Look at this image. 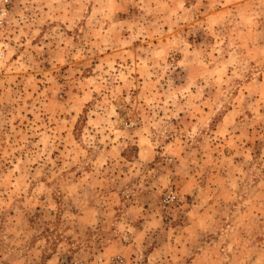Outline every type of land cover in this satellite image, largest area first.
Wrapping results in <instances>:
<instances>
[{
    "label": "rangeland",
    "instance_id": "1",
    "mask_svg": "<svg viewBox=\"0 0 264 264\" xmlns=\"http://www.w3.org/2000/svg\"><path fill=\"white\" fill-rule=\"evenodd\" d=\"M8 7L0 26L9 45L0 55V253H11L9 264H264V15L255 26L226 25L218 39L226 10L205 3L202 34L169 47L180 28L189 33L186 21L156 32L140 10L131 18L114 12V23L142 24L147 34L128 43L131 32L105 25L85 36L83 58L73 59L79 32L56 31L54 19L51 31L45 25L17 45L12 21L20 8L17 0ZM236 7L245 15L249 2ZM118 41L132 57L127 65L155 49L165 63L186 65L176 68L184 79L152 77L150 86L134 73L142 85L134 95L158 92L161 125L145 120L153 115L146 106L117 109L121 147L113 134L84 164L77 153H88V126L103 116L88 111L85 119L77 109L66 117L64 108L105 61L125 64Z\"/></svg>",
    "mask_w": 264,
    "mask_h": 264
},
{
    "label": "clouds",
    "instance_id": "2",
    "mask_svg": "<svg viewBox=\"0 0 264 264\" xmlns=\"http://www.w3.org/2000/svg\"><path fill=\"white\" fill-rule=\"evenodd\" d=\"M248 2L249 8L246 14L241 15L236 7L237 0H195L192 7L188 9L184 7L185 0H71V7L66 6L68 0H17L20 10L16 12L12 21L15 25L13 39L19 45L21 36H27L31 39L30 33L39 34L40 29L45 25H48L51 31V22L56 19L58 21L56 31L70 30L73 32L74 37L78 32L81 34L80 46L76 47L69 41L66 49L71 52L72 48L76 47L73 59L83 58L85 54V36L91 37L103 33L105 25L117 31L131 32L132 35L128 43L137 40L139 36L146 35L147 30L142 24L139 28L136 25L129 28L126 24L114 23V20L119 19L114 17V12H123L127 18H131L136 14L135 10H140L141 19L152 18L149 27L154 24L156 32H162L164 24H168L170 28H177L181 21L187 22L189 33H184L180 28V34L169 41V47H173L177 43L186 40L189 34L193 39L202 34L203 24L198 23L201 15L199 9L205 3L226 10V19L219 26L218 39L219 36L226 34V25L255 26L258 17L264 15V0H248ZM10 4H12V0H0V26L6 23ZM229 5L232 6L231 9L228 8ZM73 15L75 16L74 20L71 19ZM137 24H140V22L137 21ZM5 39L4 33L0 32V55H3L9 46L4 42ZM204 39L207 40V34H204ZM117 43L121 48L125 64H121L118 69L113 66L115 63L114 58L105 61L104 65L96 70L98 75L91 86L81 88L83 94L76 97L73 104H69L64 108L66 117L71 116L72 112L77 109H79L81 117L85 119H91L86 115L88 111L97 112L99 110L98 114L103 116L102 121L95 120L92 125L88 126V131L85 134L86 141L84 142L85 147L89 150L88 153H84L83 150L77 153L78 156H84L82 160L84 164L90 163L101 154L102 148L106 147L105 142L113 134L116 135V140L111 141V143L117 148L121 147L117 143L122 135L116 132V124L120 122L117 109L126 111L129 107L143 109L146 106L153 115L149 117L145 113V120L154 121L150 125L154 128H159L161 125L162 121L154 120L156 110L160 109L161 106L158 92L154 94L150 88H144V92L139 97L134 95L136 90L142 87L140 80L134 78V73H141L144 81L150 86L152 77H155L156 84H160L161 80H165V75L172 79L173 73H175L176 79L181 81L184 79L176 72V68L180 67L181 71H184L186 65H178L175 61L172 64L165 63L168 57L155 49H146L137 53L136 59L132 60V65H127V61L132 57L123 52V41ZM109 47H112V45H109ZM218 49L219 45L216 46L214 51ZM141 55L145 59L137 63V59ZM162 63L165 64L163 68L161 67ZM167 83L168 81L165 80V84ZM160 87L163 88L164 85H160ZM178 95H187V89L178 93ZM141 100L143 104H141ZM166 103H171L173 110L179 111L176 107L178 102L174 97L169 96ZM129 127H132V125H129ZM54 136L59 138L58 133H54ZM126 139L135 144V140L131 136L126 137ZM110 159L111 157L106 155L100 166L104 167ZM253 246L258 247L259 241ZM10 254L7 250L0 253V262L9 264ZM256 258L254 255L250 259L255 260Z\"/></svg>",
    "mask_w": 264,
    "mask_h": 264
}]
</instances>
